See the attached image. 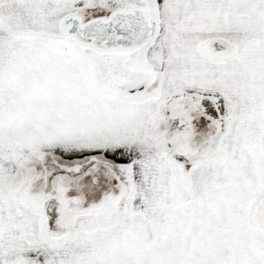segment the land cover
<instances>
[{"label":"snow or ice","instance_id":"1","mask_svg":"<svg viewBox=\"0 0 264 264\" xmlns=\"http://www.w3.org/2000/svg\"><path fill=\"white\" fill-rule=\"evenodd\" d=\"M0 264H264V0H0Z\"/></svg>","mask_w":264,"mask_h":264}]
</instances>
